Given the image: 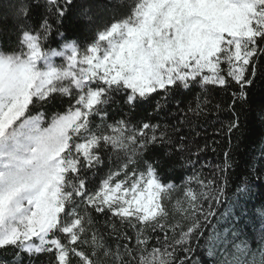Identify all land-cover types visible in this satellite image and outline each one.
<instances>
[{"label": "snow or ice", "instance_id": "1", "mask_svg": "<svg viewBox=\"0 0 264 264\" xmlns=\"http://www.w3.org/2000/svg\"><path fill=\"white\" fill-rule=\"evenodd\" d=\"M5 12L18 36L16 50L0 45V251L18 250L15 264L21 252L49 254L54 264H177L179 246L185 252L179 264H189L192 249L184 246L215 216L227 177L219 184L199 173L182 185L166 181L173 147L167 131L125 118L108 123V107L115 94H123L131 112L154 96L196 85L235 84L233 103L246 99L264 55V0H16ZM61 28L89 35L80 42ZM65 98L67 107L50 117L40 111ZM238 126L235 120L228 131ZM164 145L167 151L149 154ZM106 150L117 163L97 182ZM229 167L226 160L221 173ZM180 190L183 201L175 207L183 222H169L168 202ZM93 213L118 219L135 236L113 224L125 241L113 250ZM157 230L159 246L150 235ZM232 238L238 236L229 229L209 238L220 249L218 264H249L251 244ZM234 251L245 258L230 259Z\"/></svg>", "mask_w": 264, "mask_h": 264}, {"label": "trees", "instance_id": "2", "mask_svg": "<svg viewBox=\"0 0 264 264\" xmlns=\"http://www.w3.org/2000/svg\"><path fill=\"white\" fill-rule=\"evenodd\" d=\"M62 2V0H61ZM10 3L16 0H0V45L4 51L16 50L18 30L5 9ZM43 4V0H41ZM130 0H124L127 5ZM44 9H41L43 12ZM54 19V17H52ZM55 28L56 25H53ZM70 39L84 42L89 35L87 29L80 28L69 30L61 28ZM56 40L53 38L50 46L56 47ZM255 76L251 77L253 83L248 86L246 99H236L232 93L239 92V86L233 84L227 89L201 88L199 85L190 89H179L167 96H154L131 112L124 102L123 94H115L113 102L108 107L110 119L125 118L133 124L142 121L159 124L167 131L168 137L172 141V164L163 172L166 181L182 185L188 176L199 173L202 179H216L217 183L223 176L227 177L225 195L218 204H215L212 211L215 216H209L207 222H203L201 229L203 235H195L192 238L190 247L192 251L189 264H218L222 259L219 255L220 249L213 248L209 243V238L214 233L229 229L236 232L238 238H232L233 243L242 247L250 243L251 249L255 253L253 256L248 253L249 264H264V241L261 234H264V55L257 58L255 62ZM159 102L161 107L155 108ZM199 105V107H197ZM67 107L66 98L58 100L54 105L45 106L40 111H44L46 118L55 111ZM235 120L239 121L238 128L228 131L229 126ZM96 123L100 120L97 118ZM183 145L184 150H180ZM168 145L159 146L150 150V155H160L168 150ZM227 153V157L225 156ZM104 163L96 170L95 180L99 179L117 163L116 157L110 150L101 153ZM193 163H187L188 160ZM230 167L223 174L221 168L225 161ZM247 186L248 191L242 192L241 188ZM193 188L198 186L193 183ZM183 201V191L172 193V199L168 202L169 222L181 221L183 216L180 209L175 207L177 200ZM186 207V202L181 204ZM259 209V211H257ZM95 227L103 235L107 246L115 250L117 244H124L125 241L118 239L113 232L112 225H116L119 231H126L129 236H135L134 230L121 225L119 220L109 215H98L93 213ZM153 236L152 243L157 244L155 237L163 242V233L159 230L150 232ZM169 237L173 233L169 231ZM15 249H8L6 252L0 251V260L7 261L8 264H15ZM210 251H215L216 255H209ZM245 252L234 251L231 258H245ZM185 256L183 247H177V264ZM21 264H54V259L49 254H41L29 257L21 252L19 256Z\"/></svg>", "mask_w": 264, "mask_h": 264}, {"label": "rangeland", "instance_id": "3", "mask_svg": "<svg viewBox=\"0 0 264 264\" xmlns=\"http://www.w3.org/2000/svg\"><path fill=\"white\" fill-rule=\"evenodd\" d=\"M57 59H58V61H59L60 58H57Z\"/></svg>", "mask_w": 264, "mask_h": 264}]
</instances>
